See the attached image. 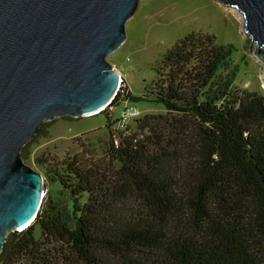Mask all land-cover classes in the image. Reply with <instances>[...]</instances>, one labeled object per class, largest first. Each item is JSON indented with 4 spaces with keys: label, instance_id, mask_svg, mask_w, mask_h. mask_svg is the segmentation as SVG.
<instances>
[{
    "label": "trees",
    "instance_id": "obj_1",
    "mask_svg": "<svg viewBox=\"0 0 264 264\" xmlns=\"http://www.w3.org/2000/svg\"><path fill=\"white\" fill-rule=\"evenodd\" d=\"M231 54L210 34L186 36L141 97L125 95L165 115L109 131L103 158L38 157L69 209L46 193L31 226L6 237L0 264H264V98L234 86ZM20 154L30 157L26 145Z\"/></svg>",
    "mask_w": 264,
    "mask_h": 264
},
{
    "label": "water",
    "instance_id": "obj_2",
    "mask_svg": "<svg viewBox=\"0 0 264 264\" xmlns=\"http://www.w3.org/2000/svg\"><path fill=\"white\" fill-rule=\"evenodd\" d=\"M139 1L0 0V255L45 194L22 148L44 123L98 114L114 99L124 79L107 58L126 41ZM215 1L243 15L264 63V0Z\"/></svg>",
    "mask_w": 264,
    "mask_h": 264
},
{
    "label": "rangeland",
    "instance_id": "obj_3",
    "mask_svg": "<svg viewBox=\"0 0 264 264\" xmlns=\"http://www.w3.org/2000/svg\"><path fill=\"white\" fill-rule=\"evenodd\" d=\"M192 33L210 34L218 45L231 46V61L238 68L234 86L264 98V63L254 55L256 45H251L244 32V17L215 0H140L126 24V41L107 61L123 75L131 96L141 97L156 79L166 53ZM127 102L140 111L141 118L165 115L161 105ZM124 106L122 103L114 109L115 118L121 116ZM137 120L130 121L131 128L135 129ZM108 132L107 119L101 113L79 119H57L50 125L47 137L35 136L26 144L30 157L23 161L39 172L35 162L40 156L63 159L88 151L93 159L103 158L109 142ZM44 185L45 194L48 193L45 200H53L60 210L69 209L66 191L50 181H44ZM34 235L37 240L41 238L39 227L35 228Z\"/></svg>",
    "mask_w": 264,
    "mask_h": 264
},
{
    "label": "built area",
    "instance_id": "obj_4",
    "mask_svg": "<svg viewBox=\"0 0 264 264\" xmlns=\"http://www.w3.org/2000/svg\"><path fill=\"white\" fill-rule=\"evenodd\" d=\"M123 76V75H122ZM124 79V77H123ZM127 91V86L125 84L124 80L119 81V86L117 90V94H120V103L118 106H120L122 103H125V106L122 110L121 116L119 118H115L114 116V109L116 108L114 105H112V102L114 99L98 114L107 112L112 117V126L108 129L110 133L113 136H118L126 133L129 128H131V120L135 119H141L140 111L132 104H128L127 99L125 97ZM117 142H119V139H117ZM45 196V194H44Z\"/></svg>",
    "mask_w": 264,
    "mask_h": 264
}]
</instances>
